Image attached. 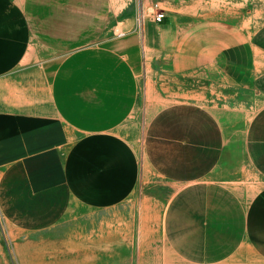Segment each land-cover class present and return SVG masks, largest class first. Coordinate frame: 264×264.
<instances>
[{"label":"crops","instance_id":"0c3cea01","mask_svg":"<svg viewBox=\"0 0 264 264\" xmlns=\"http://www.w3.org/2000/svg\"><path fill=\"white\" fill-rule=\"evenodd\" d=\"M115 8L23 0L34 44L23 64L0 34L2 54L13 55L2 69L14 98L0 105L1 214L15 232L60 231L63 246L77 247L95 228L63 222L73 203L105 211L141 198L138 230L109 224L107 263L264 264V107L239 125L227 106L230 83L250 84L264 102V23L246 29L238 15L211 12L186 26L168 11L139 25ZM213 86L219 110L196 99L197 87ZM141 102L158 105L143 162L120 129Z\"/></svg>","mask_w":264,"mask_h":264},{"label":"rangeland","instance_id":"374dc122","mask_svg":"<svg viewBox=\"0 0 264 264\" xmlns=\"http://www.w3.org/2000/svg\"><path fill=\"white\" fill-rule=\"evenodd\" d=\"M116 6L118 14L126 15L135 14L137 23L142 24L143 20L148 17H155L156 10L154 5L159 3L166 12L185 15L186 21L184 24L189 25L190 15L195 16L198 24L209 19L210 14L214 15V20H224L227 18V12L234 15V20L238 15L245 20L246 29L256 28L257 25L264 23V0H112ZM23 0H0V34L9 35L5 39L11 38L15 47V54L19 63L29 61V57L24 60L23 48L33 47V42L30 39L28 32L25 29L22 16ZM192 17V16H191ZM211 18V17H210ZM192 21V19H191ZM2 44V43H1ZM0 44V105L2 107L12 108L13 92L6 88L3 80L9 77H4L2 64L10 60L11 49L3 50ZM9 48V47H8ZM11 48V46H10ZM221 74L216 72L213 79L220 82ZM6 92V93H5ZM180 97H189L188 89L183 83L179 90ZM197 97L199 101L205 102L206 105L220 109V87H211L205 90L204 87H197ZM229 100L227 103L229 112H235L234 120L238 121L239 125L247 123L252 116L261 108L264 107L263 100L259 97L256 90L250 84L232 85L228 87ZM7 97L5 98V96ZM191 95V94H190ZM178 96V95H177ZM193 97V96H192ZM156 99L155 97H151ZM226 105V104H223ZM158 106L154 103H149L148 108L145 102H141L133 114L121 126V131L130 139L137 149L142 162L144 154V141L146 129L151 117ZM238 115V116H237ZM72 134V133H71ZM75 134L69 136L74 138ZM141 198H131L123 204L113 209L105 211H91L80 207L73 203L66 219L63 222H76L86 229L95 228V232L86 230V235H90L91 240L78 242L81 246L66 247L62 245V240L59 236L60 231L54 232L55 235L37 237L31 236L28 232H15L10 228L4 216L0 212V264H98L94 261L100 259V264H109L111 252L114 250V245L109 241L110 231L108 226L110 223H133L134 229H139L142 214ZM147 200H145V206ZM148 205H153L155 208L156 201L149 200ZM150 207V206H149ZM146 216V215H145ZM150 217V216H149ZM137 235L139 231L135 232ZM95 239V241L93 240ZM59 241L58 244L55 241ZM55 243V244H54ZM124 250V249H123ZM124 252V251H122ZM78 254V255H77ZM131 264H140L137 257L134 258ZM125 264V263H121ZM167 264V263H166Z\"/></svg>","mask_w":264,"mask_h":264},{"label":"built area","instance_id":"2783aa9c","mask_svg":"<svg viewBox=\"0 0 264 264\" xmlns=\"http://www.w3.org/2000/svg\"><path fill=\"white\" fill-rule=\"evenodd\" d=\"M154 8L156 10V14H155V17L154 19L158 22H161L163 21V19L165 18L166 16V11L164 10V8L162 6L159 5V3H156L154 5Z\"/></svg>","mask_w":264,"mask_h":264}]
</instances>
